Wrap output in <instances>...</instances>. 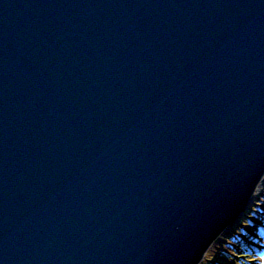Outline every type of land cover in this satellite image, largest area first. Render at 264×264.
<instances>
[{
    "label": "water",
    "instance_id": "1",
    "mask_svg": "<svg viewBox=\"0 0 264 264\" xmlns=\"http://www.w3.org/2000/svg\"><path fill=\"white\" fill-rule=\"evenodd\" d=\"M264 175V0H0V264H200Z\"/></svg>",
    "mask_w": 264,
    "mask_h": 264
},
{
    "label": "rangeland",
    "instance_id": "2",
    "mask_svg": "<svg viewBox=\"0 0 264 264\" xmlns=\"http://www.w3.org/2000/svg\"><path fill=\"white\" fill-rule=\"evenodd\" d=\"M263 204L264 197L257 200L254 205L255 207H252V209L248 211L247 215L241 220V222L239 221L236 226L232 225V231L230 234H227L228 237H225V239H223L224 241H221L219 246L212 248L202 264H264V260L262 262H258L260 256L256 250L264 245V242H260L262 238L259 232L260 230H254L258 225L264 227V225H261L257 218H255L258 217L255 212L257 210L261 212V210L264 208L262 206ZM251 221L253 223H251ZM247 236L252 238L255 243V245L252 244L249 246L252 248L251 255L248 253H243L249 249L241 246L243 243H245V241L248 240L246 239ZM240 242H242V244H240Z\"/></svg>",
    "mask_w": 264,
    "mask_h": 264
},
{
    "label": "bare ground",
    "instance_id": "3",
    "mask_svg": "<svg viewBox=\"0 0 264 264\" xmlns=\"http://www.w3.org/2000/svg\"><path fill=\"white\" fill-rule=\"evenodd\" d=\"M262 197H264V175H263V177H262V179H261V181H260V183H259V185H258V187H257V189H256V191H255V193H254V195H253V197H252V199L250 200V202H249V204H248V206H247V208H246V210H245V212L241 215V217H239L238 219H236V221H235V223L233 224V225H235L236 226V224L240 221L241 222V220L242 219H244V217L247 215V213H248V211L250 210V209H252V207H255L254 205H255V203L257 202V200L258 199H262ZM263 207H264V204L262 205ZM256 211V210H255ZM263 212V213H262ZM256 214H257V216L259 217H255V218H257V220L261 223V225L263 224L264 225V208H263V210H261V212L260 211H256L255 212ZM256 222V221H255ZM251 223H253L252 221H251ZM232 227V226H231ZM231 227H228L227 228V230L219 237V239L217 240V242L215 243V245H214V247L213 248H215V247H217V246H219L220 245V243H221V241H224L223 239H225V237H228V233L230 234L231 233ZM256 229H261V227L258 225L257 227H255V229L254 230H256ZM246 239H248L247 241H245V243H243L242 244V242H240V244H242L241 246L243 247L244 246V248L246 247L247 249H249V250H247V251H245V252H243V253H248L249 255H251L252 254V248L251 247H249L250 245H252V244H254L255 245V243H254V240H252V238H250V237H246ZM263 239H264V235H263ZM246 245V246H245ZM207 257V256H206ZM206 257L203 259V261L206 259ZM240 258H241V256H240ZM202 261V262H203ZM202 262L200 263V264H202Z\"/></svg>",
    "mask_w": 264,
    "mask_h": 264
}]
</instances>
